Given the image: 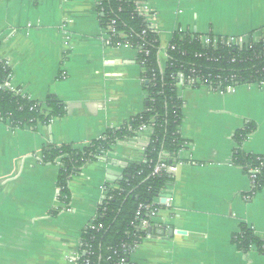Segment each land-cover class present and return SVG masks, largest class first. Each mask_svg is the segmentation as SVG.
<instances>
[{
  "label": "crops",
  "instance_id": "crops-1",
  "mask_svg": "<svg viewBox=\"0 0 264 264\" xmlns=\"http://www.w3.org/2000/svg\"><path fill=\"white\" fill-rule=\"evenodd\" d=\"M139 1L161 48L180 31L258 37L264 28V0ZM105 36L97 0H0V59L11 69L10 87L39 102L54 95L65 106L64 116L34 129L0 120V264H72L105 188L118 187L128 164L145 161L139 147H111L69 180L66 204L58 165L42 161L51 145L82 147L145 110L137 51L108 45ZM177 93L185 146L163 194L171 206L154 201L152 233L129 264H264L254 246L243 253L232 243L241 224L264 240V185L251 193L247 172L232 162L233 134L248 121L257 129L241 149L264 158V84L222 93L179 83Z\"/></svg>",
  "mask_w": 264,
  "mask_h": 264
},
{
  "label": "trees",
  "instance_id": "trees-1",
  "mask_svg": "<svg viewBox=\"0 0 264 264\" xmlns=\"http://www.w3.org/2000/svg\"><path fill=\"white\" fill-rule=\"evenodd\" d=\"M99 20L104 28L113 27L126 37H111L113 46L130 44L138 50L137 60L143 69V83L147 94L145 110L130 118L119 128L107 129L100 137L82 147L70 144L51 145L43 151V163L58 165V195L65 204L70 200L69 180L78 175L82 168L99 160L111 147L123 143L145 148V161L128 164L118 180L117 189L108 188V194L97 209V217L82 230L80 241L82 259L88 264H129L134 246L151 235L142 229L140 222L148 219L144 206L154 207V201L161 197L172 177L164 170L153 174L160 155L168 165L179 161V151L185 146L180 137L183 102L177 93L179 75L199 77L206 81L211 90H226L232 86L264 82V36L254 40V32L247 36V43L229 46L221 43L226 37L219 36L216 47L204 50L198 33L175 32L166 51L164 71H160L158 34L146 27L144 14L137 6V0H97ZM144 31V33H143ZM211 38L213 34H210ZM147 52V53H146ZM146 53V54H145ZM202 53V56H198ZM10 67L0 59V120L10 128H35L38 123H48L53 118L65 115L64 104L54 95H48L43 102L31 100L4 86ZM145 125L151 130L149 137L137 135ZM257 129L253 121L237 129L233 139L238 148L232 154L233 164L245 172L256 169L254 188L258 191L264 185V158L245 153L241 146ZM141 207V208H140ZM232 243L243 253L254 246L264 254V240L257 237L247 225L241 224Z\"/></svg>",
  "mask_w": 264,
  "mask_h": 264
},
{
  "label": "built area",
  "instance_id": "built-area-1",
  "mask_svg": "<svg viewBox=\"0 0 264 264\" xmlns=\"http://www.w3.org/2000/svg\"><path fill=\"white\" fill-rule=\"evenodd\" d=\"M137 6L138 8L140 9V11L144 14V21L146 23V27L150 28L153 32H156V29L154 28V26L152 25V20H153V16H152V13L149 9V7L146 5V4H143L141 3L139 0H137ZM105 31H106V36H105V42L106 44L108 45H112L111 43V37L113 35H118L120 36L121 38H124L126 37L125 34L123 32H120V31H116L113 27H109V28H105ZM181 33H187V32H182L180 31ZM260 33L258 34V37H255V34H254V40H259L261 37L264 36V28L263 29H260L259 31ZM144 33V31H143ZM157 33V32H156ZM211 35L210 34H205V35H200V43L202 44L204 50H206L210 45L212 47H216L217 43H218V37L217 35H213V37L211 38L210 37ZM247 36L248 35H245V36H240V37H231V36H223V37H226L227 39H222L221 40V43L223 45H226V46H229L230 44L232 43H236L237 45H242L244 43H247ZM121 44H126V43H121ZM119 44V45H121ZM126 45H129L131 46L130 44H126ZM132 47V46H131ZM134 48V47H133ZM168 48H171V49H174V46L171 45V42L167 45L166 48H161V50L159 51V64H160V71L163 72L164 71V68H165V64H166V61H167V54H166V51ZM137 53H138V50L136 48H134ZM164 49V50H163ZM164 52V53H163ZM147 53V52H146ZM145 53V54H146ZM161 54H164L165 56V63L164 65H161L160 63V55ZM198 56H202V53H199ZM140 64V63H139ZM9 79H10V74L8 76V79L7 81L4 83V86L6 88H8L9 90L11 91H14L18 94H21V95H25L23 94L20 90H16V89H13L12 87H10V84H9ZM178 83H182L186 86H189V87H206L208 89L211 90V88L208 86V84L206 83V81H202L199 77H190V76H182V75H179V78H178ZM143 81H145L144 77H143ZM257 85H263L264 82H261V83H255ZM176 85V86H177ZM243 85H253V84H243ZM237 86H232V87H229L227 88L226 90H217V91H214V90H211V91H214V92H222V93H229V92H233L235 90ZM137 135L138 136H141V137H149L151 135V130L146 127L145 125H142L137 131ZM148 133V135L146 136H143L142 133ZM141 149L143 150V152L145 151V148L141 147ZM183 149V148H182ZM145 155V154H144ZM164 159H165V156L164 155H160L159 158H158V163L156 164V166L154 167L153 169V174L155 173H159L160 171L164 170L166 173H168L169 175H171L172 173L175 172L176 170V164H166L164 162ZM258 171L256 169H252V170H249L247 172V175L249 176V178L251 179V182H252V189H251V192L254 188V179L257 175ZM114 189H117V188H114ZM108 194V188H105V191H104V196H103V199L106 198ZM160 199H162V196L159 197ZM158 198V199H159ZM102 199V200H103ZM102 202V201H101ZM161 205L163 206H166V207H170L171 206V202H170V199L167 197L165 198V201L164 202H160ZM141 208V207H140ZM144 209H146L148 212H149V217L148 219H142L141 222H140V226L141 228L144 230V229H147L150 225V218H151V215L153 214V212L155 211V208L154 207H151V206H144L142 207ZM97 217V213L94 215V217L88 222V225H90L92 223V221ZM139 244L135 245L134 246V249L138 246ZM82 246V242L80 241L79 243V252L78 254L71 260V263L72 264H88V260L87 259H82V253L83 254H86V250L81 248ZM121 264H124L123 261H121Z\"/></svg>",
  "mask_w": 264,
  "mask_h": 264
},
{
  "label": "water",
  "instance_id": "water-1",
  "mask_svg": "<svg viewBox=\"0 0 264 264\" xmlns=\"http://www.w3.org/2000/svg\"><path fill=\"white\" fill-rule=\"evenodd\" d=\"M145 82L147 83V81H145ZM146 104H147V102H146ZM111 174H114V173L112 172ZM122 176H119V180L122 179ZM167 197H168V195H162L161 202H164L165 201V198H167ZM148 230L151 231L150 226L148 227Z\"/></svg>",
  "mask_w": 264,
  "mask_h": 264
}]
</instances>
